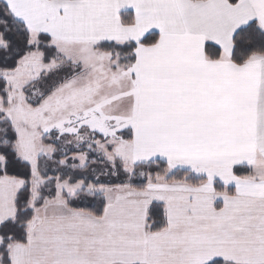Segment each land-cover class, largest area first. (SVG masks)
Returning a JSON list of instances; mask_svg holds the SVG:
<instances>
[{
  "label": "snow or ice",
  "instance_id": "obj_1",
  "mask_svg": "<svg viewBox=\"0 0 264 264\" xmlns=\"http://www.w3.org/2000/svg\"><path fill=\"white\" fill-rule=\"evenodd\" d=\"M0 264H264V0H0Z\"/></svg>",
  "mask_w": 264,
  "mask_h": 264
}]
</instances>
